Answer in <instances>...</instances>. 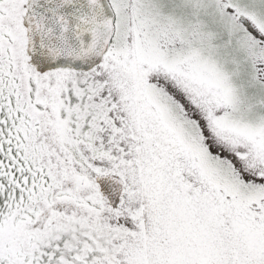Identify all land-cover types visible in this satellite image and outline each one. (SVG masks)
Returning a JSON list of instances; mask_svg holds the SVG:
<instances>
[{
	"label": "snow or ice",
	"instance_id": "obj_1",
	"mask_svg": "<svg viewBox=\"0 0 264 264\" xmlns=\"http://www.w3.org/2000/svg\"><path fill=\"white\" fill-rule=\"evenodd\" d=\"M0 264H264V0H0Z\"/></svg>",
	"mask_w": 264,
	"mask_h": 264
}]
</instances>
